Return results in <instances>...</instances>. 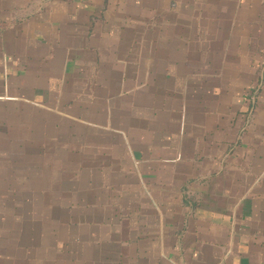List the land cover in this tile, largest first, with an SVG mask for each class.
Listing matches in <instances>:
<instances>
[{
    "label": "crops",
    "instance_id": "obj_1",
    "mask_svg": "<svg viewBox=\"0 0 264 264\" xmlns=\"http://www.w3.org/2000/svg\"><path fill=\"white\" fill-rule=\"evenodd\" d=\"M0 264H264V0H0Z\"/></svg>",
    "mask_w": 264,
    "mask_h": 264
}]
</instances>
